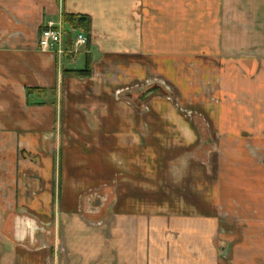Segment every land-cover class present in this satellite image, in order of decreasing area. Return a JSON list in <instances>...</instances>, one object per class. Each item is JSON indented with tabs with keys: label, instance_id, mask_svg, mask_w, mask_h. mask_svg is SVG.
Returning <instances> with one entry per match:
<instances>
[{
	"label": "crops",
	"instance_id": "1",
	"mask_svg": "<svg viewBox=\"0 0 264 264\" xmlns=\"http://www.w3.org/2000/svg\"><path fill=\"white\" fill-rule=\"evenodd\" d=\"M0 264H264V0H0Z\"/></svg>",
	"mask_w": 264,
	"mask_h": 264
},
{
	"label": "built area",
	"instance_id": "2",
	"mask_svg": "<svg viewBox=\"0 0 264 264\" xmlns=\"http://www.w3.org/2000/svg\"><path fill=\"white\" fill-rule=\"evenodd\" d=\"M68 27V26H67ZM63 42L67 43L66 53L76 54L80 48L88 44V37L83 31L70 27L66 28L64 23L45 22L38 37V46L42 51H54ZM120 94V92H117Z\"/></svg>",
	"mask_w": 264,
	"mask_h": 264
},
{
	"label": "rangeland",
	"instance_id": "3",
	"mask_svg": "<svg viewBox=\"0 0 264 264\" xmlns=\"http://www.w3.org/2000/svg\"><path fill=\"white\" fill-rule=\"evenodd\" d=\"M140 93L142 92L133 93V96H134L133 98L135 99L137 96H140ZM209 150H210L209 146L202 145L199 153L201 154L202 157H204L209 152ZM88 197H89V201L88 203H84V205L82 204V207H83L82 210L86 213L89 212L90 215L92 216L98 217V216L108 214V211L111 210L114 204L113 194H110V193H95V194L89 195ZM96 221L97 219L94 220L95 222L94 225H96ZM93 223L89 222L88 224L91 225ZM105 223L108 224V221ZM233 227H236V226H233ZM226 247H227V242L224 241V239L222 238H219L215 242V248L219 252L222 250V248H226Z\"/></svg>",
	"mask_w": 264,
	"mask_h": 264
},
{
	"label": "trees",
	"instance_id": "4",
	"mask_svg": "<svg viewBox=\"0 0 264 264\" xmlns=\"http://www.w3.org/2000/svg\"><path fill=\"white\" fill-rule=\"evenodd\" d=\"M63 23L72 29L83 31L84 33L87 31L89 26V20L85 16L65 15L63 17ZM90 73H91V61L88 56H86L83 70L66 72V74L74 77H85V78L89 77Z\"/></svg>",
	"mask_w": 264,
	"mask_h": 264
},
{
	"label": "water",
	"instance_id": "5",
	"mask_svg": "<svg viewBox=\"0 0 264 264\" xmlns=\"http://www.w3.org/2000/svg\"><path fill=\"white\" fill-rule=\"evenodd\" d=\"M155 93V90H151L149 92H147L144 96H143V100H145L147 97H149L150 95L154 94Z\"/></svg>",
	"mask_w": 264,
	"mask_h": 264
}]
</instances>
